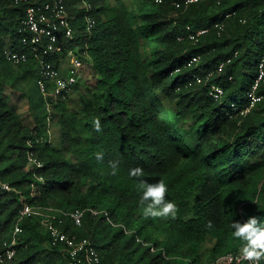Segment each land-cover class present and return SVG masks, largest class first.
<instances>
[{"label": "trees", "instance_id": "obj_1", "mask_svg": "<svg viewBox=\"0 0 264 264\" xmlns=\"http://www.w3.org/2000/svg\"><path fill=\"white\" fill-rule=\"evenodd\" d=\"M27 6L0 0V180L12 188L0 189V256L22 229L14 259L0 264L69 260L41 217L20 221L25 205L54 210L55 225L92 241L104 264H214L255 245L264 264V78L262 99L249 101L264 59V0H68L74 39L64 51L78 49L98 80L81 76L56 101L41 93L39 62L22 43ZM188 27L209 31L195 43ZM7 46L28 56L17 75L4 66ZM52 62L69 65L63 52ZM31 73L55 141L38 111L28 125L4 92ZM76 209L88 211L81 226L59 214Z\"/></svg>", "mask_w": 264, "mask_h": 264}, {"label": "built area", "instance_id": "obj_2", "mask_svg": "<svg viewBox=\"0 0 264 264\" xmlns=\"http://www.w3.org/2000/svg\"><path fill=\"white\" fill-rule=\"evenodd\" d=\"M17 3L27 4V11L25 19L22 23V31L25 34L23 38V45L30 47L33 57L39 62L40 79L38 86L43 96L47 97L50 94L53 101H56L60 95L64 98L69 96L74 90V86L77 85L80 69L83 67V61L78 56V49L70 48L64 51L65 41L69 42L73 39V30L70 26L66 0H16ZM163 0H156L161 3ZM198 0H185V4L196 2ZM177 8H180V4L176 3ZM90 21V20H89ZM89 29V28H88ZM188 38L193 42H198L199 37L206 34L209 30L206 28L192 31L189 27ZM63 52L65 57L69 61L67 68V74L63 75L62 69L54 66L52 58L56 57V54ZM5 59L14 64L19 65L28 61L26 53L14 50L10 46H7L4 50ZM199 62V58H194L191 63L195 64ZM261 71L259 78L253 88V91L249 94L250 108H252L262 97L256 94L258 82L264 78V59L261 63ZM201 79L198 78L197 82L201 83ZM210 95L215 100H220L224 95V90L218 86H212ZM50 106V102H48ZM249 111V110H247ZM30 164L38 168H42L43 164L34 156L30 157ZM42 180V179H41ZM0 189L3 192L11 191L12 188L8 183H2L0 180ZM94 216H99L102 213L105 216H109V212L106 210H89ZM88 211L83 209H76L71 212H59L72 221L75 226H81L83 220ZM36 216L41 217L45 227L49 230L52 242L54 245L64 246L67 258L69 259L67 264H104L99 254V251L95 244L89 239H79L76 236H69L63 232L58 226L55 225L58 215L54 210H43L42 208H34L29 205L21 210L20 221L25 217ZM62 224V221H59ZM22 231L19 224L16 225L13 239L4 244L5 250L0 256V261L9 262L12 261L16 255L15 247L18 244L17 235ZM261 252L256 249L254 254L241 253L230 254L222 258L219 262L221 264H233L240 262H248V264H260ZM218 262V263H219Z\"/></svg>", "mask_w": 264, "mask_h": 264}, {"label": "rangeland", "instance_id": "obj_3", "mask_svg": "<svg viewBox=\"0 0 264 264\" xmlns=\"http://www.w3.org/2000/svg\"><path fill=\"white\" fill-rule=\"evenodd\" d=\"M130 3V0H128ZM86 70L83 71L84 73L82 74V78L87 77L85 80H82L84 84H89L90 86L93 84H96L98 80V75L94 71V68L88 64L87 62L85 63ZM6 68H10L15 71V74H18L19 68L16 67V65L13 64H5L4 65ZM36 79V74L31 73L25 80L21 82L17 76H13V79L7 83L6 87L4 89V92L6 95L10 97V103L11 105H14L17 107L19 110V113L21 114L23 120L25 123L28 125H33L34 117L32 115L33 113H36L38 111V116L41 119L40 122L43 124V126H46L49 130V136L52 141H55L57 136H58V126L55 122L51 121L48 122L45 119V113H47V110H50L49 107L46 106L42 103L41 100V94L39 91V88L37 87V84L35 83ZM19 88L16 91L15 89H12V87L16 84L19 83ZM81 82V83H82ZM31 101V102H30ZM32 111V112H31Z\"/></svg>", "mask_w": 264, "mask_h": 264}, {"label": "clouds", "instance_id": "obj_4", "mask_svg": "<svg viewBox=\"0 0 264 264\" xmlns=\"http://www.w3.org/2000/svg\"><path fill=\"white\" fill-rule=\"evenodd\" d=\"M67 1L68 0H66V6H67ZM67 13H68V18H69V22H70V26H71V21L74 19V17L73 16H71V14L69 13V11H68V6H67ZM90 20V21H89ZM86 22H87V31H90L91 30V28L94 26V24H95V22H94V20L93 19H91L89 16H86ZM71 28H72V26H71ZM89 28V29H88ZM72 30H73V28H72ZM73 39H74V30H73ZM72 39V40H73ZM81 54H79L78 53V56L82 59V61H83V67L80 69L81 71H80V74H79V79H78V83H79V80H80V78H81V76H82V74L84 73L83 71H85L86 70V65H85V63L87 62L86 60H84L83 59V57H81L80 56ZM88 63V62H87ZM89 64V63H88ZM67 68H64V70L62 69V73H63V75H66L67 74ZM77 83V84H78ZM76 86V85H75ZM74 86V87H75ZM74 90V89H73ZM74 92V91H73ZM73 92H72V94H73ZM52 101H53V99H52ZM48 103V102H47ZM48 107H49V105H48ZM253 230V229H252ZM256 249H259L260 250V252H261V255H262V251H261V249L259 248V246H256L255 245V247H254V250H253V252H248V251H246V250H241V251H238V252H231V253H228V254H226V255H223V256H221L220 258H218V260L214 263V264H221V262H219L222 258H224V257H226V256H228V255H230V254H241V253H249V254H254V252H255V250ZM219 262V263H218ZM261 262H262V258H261ZM261 262H260V264H261ZM237 263V262H236ZM241 263V262H240ZM246 263H248V262H246ZM234 264V263H233Z\"/></svg>", "mask_w": 264, "mask_h": 264}, {"label": "crops", "instance_id": "obj_5", "mask_svg": "<svg viewBox=\"0 0 264 264\" xmlns=\"http://www.w3.org/2000/svg\"><path fill=\"white\" fill-rule=\"evenodd\" d=\"M63 70H64V68H63ZM17 90H18V89H17ZM17 90H16V91H17ZM47 106H48V103H47Z\"/></svg>", "mask_w": 264, "mask_h": 264}]
</instances>
